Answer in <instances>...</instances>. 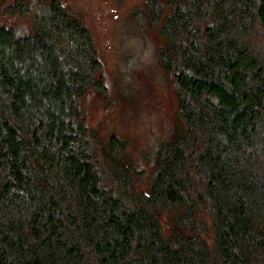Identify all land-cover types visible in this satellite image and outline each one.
Returning a JSON list of instances; mask_svg holds the SVG:
<instances>
[{
    "label": "trees",
    "instance_id": "trees-1",
    "mask_svg": "<svg viewBox=\"0 0 264 264\" xmlns=\"http://www.w3.org/2000/svg\"><path fill=\"white\" fill-rule=\"evenodd\" d=\"M144 7L180 116L147 179L87 121L107 87L79 13L0 0V264H264V0Z\"/></svg>",
    "mask_w": 264,
    "mask_h": 264
},
{
    "label": "rangeland",
    "instance_id": "rangeland-1",
    "mask_svg": "<svg viewBox=\"0 0 264 264\" xmlns=\"http://www.w3.org/2000/svg\"><path fill=\"white\" fill-rule=\"evenodd\" d=\"M146 1L67 0L94 36L106 80V94L92 91L83 101L87 121L104 143L112 134L127 140L126 159L145 170V179L158 147L180 121L175 83L159 63L162 39L146 15ZM6 22L30 26L26 17Z\"/></svg>",
    "mask_w": 264,
    "mask_h": 264
}]
</instances>
